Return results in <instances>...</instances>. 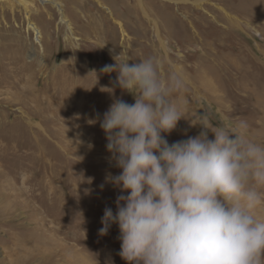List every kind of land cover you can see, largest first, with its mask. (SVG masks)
Instances as JSON below:
<instances>
[{
    "label": "rangeland",
    "instance_id": "rangeland-1",
    "mask_svg": "<svg viewBox=\"0 0 264 264\" xmlns=\"http://www.w3.org/2000/svg\"><path fill=\"white\" fill-rule=\"evenodd\" d=\"M7 1L16 11L0 3V264H127L118 225L99 235L105 208L115 214L128 194L106 182L121 170L100 122L114 100L135 101L106 65L154 58L162 78L183 76L172 99L185 118L161 133L169 144L198 135L193 123L206 117L244 121L264 146V0L130 1L126 16L74 14L73 29L54 3L70 12V0H29L51 13L29 19ZM253 214L264 220V203Z\"/></svg>",
    "mask_w": 264,
    "mask_h": 264
},
{
    "label": "clouds",
    "instance_id": "clouds-1",
    "mask_svg": "<svg viewBox=\"0 0 264 264\" xmlns=\"http://www.w3.org/2000/svg\"><path fill=\"white\" fill-rule=\"evenodd\" d=\"M128 60L101 69L116 72L135 102L114 100L100 122L121 170L106 182L128 194L117 196L115 214L105 208L99 235L118 225L127 264H264V220L253 214L264 203V146L247 137L246 122L206 117L193 123L198 135L169 144L161 133L185 118L172 97L186 81L162 78L154 58Z\"/></svg>",
    "mask_w": 264,
    "mask_h": 264
},
{
    "label": "bare ground",
    "instance_id": "bare-ground-1",
    "mask_svg": "<svg viewBox=\"0 0 264 264\" xmlns=\"http://www.w3.org/2000/svg\"><path fill=\"white\" fill-rule=\"evenodd\" d=\"M1 1H3V2H1ZM17 1L19 3H23L24 4V6H25V16L28 19L30 18L31 14L33 12H38L40 15L44 14V13L51 14L49 12V10H45L44 13H42V11L37 7V4L35 2H33V1H29V0H17ZM107 1L108 2H106L105 0H92V1H90L89 4H93L92 6L95 7V12L94 13H90V15L87 14V12L90 11L89 9H87V8H86L87 10L83 9V7H85V3H86V1H84V0H70V3H69L70 6H71V7H69L71 9L70 12H69V9H64V6L62 7V5L60 3L61 1H54V3L57 6L60 7L59 8V12L61 14V20L60 21L65 22V24L67 22L68 23V25H67L68 28H71V29H73L71 16L74 15V14L76 16L79 13V14H81V15H83L85 17L87 16L89 18L95 17V15H97V16H101L102 15L101 17H103L105 20H107V17H106V15H104V11L101 9L100 6L106 7L109 10V12H110L111 17H117V16L119 17L120 15H125L126 16V14H128L130 11L132 12V10L136 9V6L132 5V3H131L132 1H134L136 4L138 3L139 6L144 3L143 0H107ZM0 3L1 4L3 3L2 4V8L4 9L3 11L5 13L8 12L7 8H10V10L12 12L16 11L15 4H10L7 0H0ZM5 4H7V6H5ZM153 21H155L154 18H153ZM88 23H92V22H90V20H88ZM29 28H31L32 30L36 31L37 34H40L38 26L35 24V22L29 21ZM5 190H8V189H5ZM9 198H10V196H9ZM21 203H23V202H21Z\"/></svg>",
    "mask_w": 264,
    "mask_h": 264
}]
</instances>
